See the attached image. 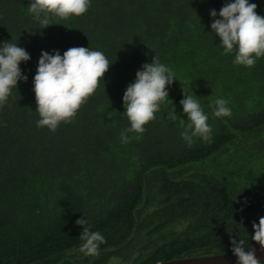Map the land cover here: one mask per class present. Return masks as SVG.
<instances>
[{
	"label": "trees",
	"instance_id": "trees-1",
	"mask_svg": "<svg viewBox=\"0 0 264 264\" xmlns=\"http://www.w3.org/2000/svg\"><path fill=\"white\" fill-rule=\"evenodd\" d=\"M228 2L91 0L85 14L51 16L42 29L31 0H0V47L18 44L31 57L20 64L27 81L0 106V264H156L232 251L233 238L255 242L253 223L264 217V57L247 68L233 63L235 51L224 54L210 10ZM249 3L264 16V0ZM72 47L100 51L111 65L73 121L53 132L37 126L34 76L43 51ZM155 55L175 73L173 104L139 140L121 143L130 127L124 93ZM183 89L209 116L212 142L183 140ZM218 98L230 117L212 115ZM82 218L105 237L98 256L79 251Z\"/></svg>",
	"mask_w": 264,
	"mask_h": 264
},
{
	"label": "clouds",
	"instance_id": "clouds-1",
	"mask_svg": "<svg viewBox=\"0 0 264 264\" xmlns=\"http://www.w3.org/2000/svg\"><path fill=\"white\" fill-rule=\"evenodd\" d=\"M90 7L91 0H31L28 11L44 29L51 25V16L67 20L85 14ZM256 9L257 4L249 3V0H234L226 3L219 13L210 10L211 28L219 37L224 54L235 51L233 63L247 68L254 67L257 59L264 57V16L258 15ZM218 15L219 19L216 18ZM30 59L29 53L18 44L4 42L0 47V106L7 103L20 80L27 81L20 64ZM110 65L102 52L91 48L72 47L63 55L58 50H54V54L43 51L34 76L36 111L41 117L37 126H46L55 132L62 122L71 123L79 109L95 94ZM175 80L173 70L162 64L156 55L152 63L144 64L142 70L137 71L135 82L128 85L123 96L130 127L120 133L121 143L139 140L146 132L145 125L156 119L155 113L161 106L173 104L167 86ZM183 91L184 98L180 103L189 121L181 132L183 140L188 147H192L196 139L212 142L209 116L196 96ZM228 104L226 99H216L210 105L212 115L230 117L232 112ZM168 118L173 122L177 120L175 106L168 112ZM181 125H184L183 120ZM128 133L136 135L130 137ZM76 223L83 226L79 251L85 256H98L100 245L106 243L105 237L98 231H90L87 219H79ZM253 228L252 240L264 248V217H260L258 224L254 222ZM231 244L238 264H261L255 249L245 251L244 240L233 238Z\"/></svg>",
	"mask_w": 264,
	"mask_h": 264
},
{
	"label": "water",
	"instance_id": "water-1",
	"mask_svg": "<svg viewBox=\"0 0 264 264\" xmlns=\"http://www.w3.org/2000/svg\"><path fill=\"white\" fill-rule=\"evenodd\" d=\"M252 249H255L257 259L261 262L264 261V248H262L257 242H254L246 246L245 251H251ZM156 264H238V258L232 251H228L215 254L181 257L160 261Z\"/></svg>",
	"mask_w": 264,
	"mask_h": 264
}]
</instances>
